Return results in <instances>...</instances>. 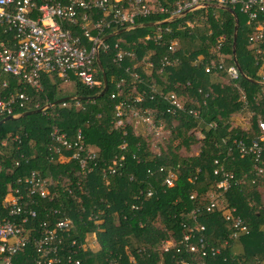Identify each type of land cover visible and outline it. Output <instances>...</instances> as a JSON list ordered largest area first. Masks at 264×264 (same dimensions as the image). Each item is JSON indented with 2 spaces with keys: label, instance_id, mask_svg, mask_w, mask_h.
Instances as JSON below:
<instances>
[{
  "label": "trees",
  "instance_id": "16d2710c",
  "mask_svg": "<svg viewBox=\"0 0 264 264\" xmlns=\"http://www.w3.org/2000/svg\"><path fill=\"white\" fill-rule=\"evenodd\" d=\"M158 1L168 6L174 0ZM232 11L237 19L234 58L240 70L234 80L226 73L234 67L233 17L225 10L200 8L160 25L169 32L161 34V40L177 43L175 55H169L164 45L144 41L145 36L154 35V27H139L105 40L109 50L98 55L107 82L101 98L86 99L101 90V74L94 64L95 86L87 89L75 84L74 97L81 100L0 124V144L7 142L5 147L0 146V217L4 215L1 201L7 188L15 187L17 177L35 171L57 184V197L50 203L39 200L34 205L36 218L28 224L30 233L40 231L39 223H53L48 218L50 210L65 212L73 223L65 240L67 250L72 253L87 244L89 235L93 236V245L76 250L73 257L79 264H264V172L258 175L252 157L238 154L233 144V140L247 144L255 139L258 122H264V97L260 95L264 87L256 83L262 72L264 41L256 47L262 52L257 55L256 48H250L247 41L257 26L264 27V15L247 23L236 8ZM99 16L93 11V17ZM164 17L152 15L137 23L160 22ZM114 44L132 52L133 57L112 62ZM147 52L159 58H177L178 63L166 66L162 72L155 66L151 76H143L138 64ZM218 65L221 69H217ZM204 66L212 68L205 73ZM131 67H135L138 78L126 72ZM121 81V92L117 93L115 84ZM2 82L6 88L0 89L1 96L22 93L27 97L15 114L36 111L64 98L58 96L60 82L48 74L41 77L39 92L20 78L0 72V85ZM173 91L186 98L184 111L176 114L166 112L169 106L158 95ZM152 95L150 101L148 97ZM136 99H140L138 104L134 103ZM243 103L252 113L247 131L230 123V118L244 109ZM118 104L152 109L154 122L162 123L163 137H143L128 124L115 128L114 107ZM188 110L197 112V117L188 115ZM52 129L70 141L77 130L81 132L85 148L95 154L94 161H90L93 164L88 163L90 173L82 175L69 151L63 152V160H59L48 150L53 144L49 136ZM14 136L19 142L11 141ZM120 156L123 160L112 165ZM15 161L19 166H14ZM159 167L162 173H146ZM215 169L217 175H213ZM167 171L173 176L170 187L162 184ZM222 174L233 178L224 194L226 209L235 208L247 231L235 240L229 237L231 225L222 220L219 212H204ZM148 191L152 193L149 198ZM193 217L203 227L196 236L202 237L206 247L217 248L218 255L202 257L200 250L189 252L186 245L179 243L182 233L193 226ZM71 240L73 246H69ZM167 240L175 246L163 252L160 243ZM188 244L198 247L195 239ZM34 256L32 246H27L12 258V264H32Z\"/></svg>",
  "mask_w": 264,
  "mask_h": 264
},
{
  "label": "built area",
  "instance_id": "2783aa9c",
  "mask_svg": "<svg viewBox=\"0 0 264 264\" xmlns=\"http://www.w3.org/2000/svg\"><path fill=\"white\" fill-rule=\"evenodd\" d=\"M204 5L228 7L231 10L236 8L247 18V23L257 20L259 15H264V0H174L168 6L162 5L158 0H0V72L6 76L20 78L34 92L41 91L40 80L44 74L54 76L59 82L73 81L87 89H92L96 84L95 55L96 53L99 55V52L107 53L109 50V45L101 41L103 36L142 24L137 22L152 15H163L165 16L163 20H166L184 11L192 12L205 8ZM93 11L99 12L100 16L93 17ZM154 28L156 29L154 35L145 36L144 41H152L157 46L164 45L169 55H175L177 43L174 40H169L168 43L161 40V34L169 33L168 29H161L160 25ZM82 39L85 41L83 42ZM247 41L250 48H256L264 41V27L257 26ZM113 49L116 50L111 59L114 63L122 61L125 57H133L132 52L119 49L117 44H114ZM254 53L257 55L262 52L256 48ZM177 63V58L169 60L167 56L159 58L154 52H147L140 59L138 70L143 76H151L155 66H159L158 72H162L166 66H175ZM260 64L262 72L259 82L264 83V58ZM211 68L212 66H204V72L208 73ZM217 69H221V66L218 65ZM126 72H129L133 78H138L135 67L126 69ZM226 73L232 80L238 76L235 67L228 68ZM121 83L122 81L115 84L117 93L121 92ZM5 88L6 83L2 82L0 89ZM158 95L169 106L166 112L176 114L178 111H184L185 96L174 91L165 96L161 93ZM260 95L264 97V90ZM113 97L111 95V98ZM148 99L153 101V95ZM26 101L27 97L22 93L16 96L8 94L7 98L0 95V118L15 115L14 110L22 108ZM139 101L140 99H136L134 103L138 104ZM61 105L63 106L64 103ZM243 108L241 113L230 118V123L232 127L247 131L252 113L247 110L245 103ZM114 112L115 128L128 124L135 134L142 136L144 131L156 140L163 137L162 123L154 122L155 112L152 109L118 104L114 107ZM187 114L197 117V112L192 110H188ZM124 117L128 119L124 120ZM139 126L143 127L141 133L137 131ZM257 126L259 134L255 139L247 144L242 140H233V144L238 154L252 157L256 163L257 174L262 175L264 122L259 121ZM49 136L53 144L48 150L59 160H63V152L69 151L70 159L77 161L82 175L92 171L88 163L94 161L95 154L85 148L79 130L72 141L56 129H52ZM11 141L19 142L17 136ZM6 143L4 141L0 146L5 147ZM122 160L123 157L120 156L117 160H113L112 165L119 164ZM14 166H19L18 161L14 162ZM155 172L162 173L163 169L159 167L157 170L146 171L149 175ZM110 173H113V170ZM217 174L218 170L215 169L213 175ZM172 177L170 171L164 173L162 184L165 187L172 186ZM232 180L230 175L220 176L214 186L215 189L209 195L204 212H219L222 220L231 225L233 232L229 237L235 240L247 231L235 208L226 209L225 206L224 194L229 190ZM14 184L15 187L7 188L1 201L4 215L0 217V264H12V258L30 245L35 253L32 264H79L73 256L76 250L88 246L80 245L72 253L67 250L65 240L70 235L73 223L65 212L50 210L51 214L48 218L53 223L50 224L48 221L39 223L37 227L40 231L36 235L30 233L32 229L28 226L29 222L36 218L34 205L39 200L50 203L57 197V184L55 185L51 178H43L35 171L17 177ZM151 196V191H148L146 197ZM192 222L193 226L182 233L179 243L186 245L189 252L200 250L202 257L218 255L217 248L206 247L202 237L196 236L203 231V227L196 223L194 217ZM190 239H195L198 247L189 245ZM73 245L74 241L71 240L69 246ZM174 246L175 244L170 240L160 243L163 252H168L169 248Z\"/></svg>",
  "mask_w": 264,
  "mask_h": 264
},
{
  "label": "water",
  "instance_id": "95a60500",
  "mask_svg": "<svg viewBox=\"0 0 264 264\" xmlns=\"http://www.w3.org/2000/svg\"><path fill=\"white\" fill-rule=\"evenodd\" d=\"M203 7H205V8L206 7H208V8H214V9H219V10H225V11H228L232 15V17H233V34H232V46H231L232 47V60H233V65H234L235 69L238 72H240L239 67H238V65H237V63L235 61V58H234V46H235L236 31H237V19H236V16H235L234 12L230 8H228V7H220V6H216V5H204ZM187 13H189V10L188 11H184V12L178 14L177 16L171 17L169 19L162 20L160 22H156V23L155 22L154 23H152V22L151 23H143V24H138V25L132 26L131 28L116 30L114 32H111V33L103 36L101 38V41H105V40H107L109 38H112L114 36H117V35L125 32V31L134 30V29H137L139 27H141V28L155 27L156 25H161V24H164V23H169V22H171L173 20H176V19H178V18L186 15ZM95 64H96V66H97V68H98V70H99V72L101 74V90L99 91V93L96 96L90 97V98H86L87 100H93V99L101 98L105 94V92L107 90L106 78H105L104 73L102 71V68H101V66L99 64V60H98L97 53L95 55ZM256 83L259 84L260 86H263L264 87V83L263 82L257 81ZM81 99L82 98H78V97H64V98H60V99L54 101L53 103H51L49 105H46L43 108L38 109L36 111L22 112V113L15 114V115H12V116L4 117V118L0 119V124L4 123L6 121H14V120H18L20 118H23L25 116L38 113L42 109H45L47 107H53V106H56L58 104H61V103L67 102V101H79Z\"/></svg>",
  "mask_w": 264,
  "mask_h": 264
},
{
  "label": "rangeland",
  "instance_id": "374dc122",
  "mask_svg": "<svg viewBox=\"0 0 264 264\" xmlns=\"http://www.w3.org/2000/svg\"><path fill=\"white\" fill-rule=\"evenodd\" d=\"M76 82L68 81V82H60V84L57 87L58 96L60 97H74L76 94ZM128 119V118H126ZM141 133V132H139ZM143 137H147L148 135L143 131L142 134ZM194 151L196 148L194 147ZM93 245L92 243V235H89L87 237V246L90 247Z\"/></svg>",
  "mask_w": 264,
  "mask_h": 264
},
{
  "label": "crops",
  "instance_id": "0c3cea01",
  "mask_svg": "<svg viewBox=\"0 0 264 264\" xmlns=\"http://www.w3.org/2000/svg\"><path fill=\"white\" fill-rule=\"evenodd\" d=\"M137 131L142 132L143 131V127L142 126H139L138 129H137Z\"/></svg>",
  "mask_w": 264,
  "mask_h": 264
}]
</instances>
